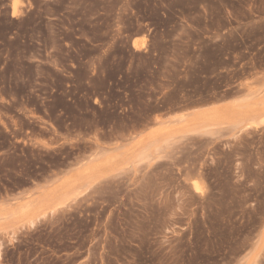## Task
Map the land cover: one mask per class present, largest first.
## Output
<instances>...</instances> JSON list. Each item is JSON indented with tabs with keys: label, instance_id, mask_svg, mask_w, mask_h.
Instances as JSON below:
<instances>
[{
	"label": "rangeland",
	"instance_id": "rangeland-1",
	"mask_svg": "<svg viewBox=\"0 0 264 264\" xmlns=\"http://www.w3.org/2000/svg\"><path fill=\"white\" fill-rule=\"evenodd\" d=\"M0 264H264V0H0Z\"/></svg>",
	"mask_w": 264,
	"mask_h": 264
}]
</instances>
